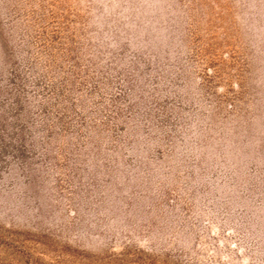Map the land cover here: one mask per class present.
<instances>
[{
	"label": "rangeland",
	"instance_id": "1",
	"mask_svg": "<svg viewBox=\"0 0 264 264\" xmlns=\"http://www.w3.org/2000/svg\"><path fill=\"white\" fill-rule=\"evenodd\" d=\"M0 264H264V0H0Z\"/></svg>",
	"mask_w": 264,
	"mask_h": 264
}]
</instances>
